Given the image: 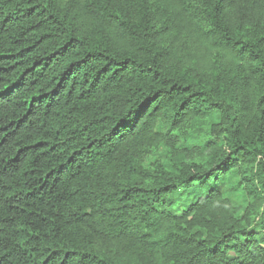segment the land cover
I'll use <instances>...</instances> for the list:
<instances>
[{
  "label": "trees",
  "instance_id": "obj_1",
  "mask_svg": "<svg viewBox=\"0 0 264 264\" xmlns=\"http://www.w3.org/2000/svg\"><path fill=\"white\" fill-rule=\"evenodd\" d=\"M0 264H264V0H0Z\"/></svg>",
  "mask_w": 264,
  "mask_h": 264
},
{
  "label": "rangeland",
  "instance_id": "obj_2",
  "mask_svg": "<svg viewBox=\"0 0 264 264\" xmlns=\"http://www.w3.org/2000/svg\"><path fill=\"white\" fill-rule=\"evenodd\" d=\"M226 182V180H224ZM226 189H228L227 194L230 196V200L233 203H238L239 201H242L241 196L237 195L235 189H232V186H224ZM194 193L191 191H187L185 193H179L175 194L172 197V200L174 202L173 209L176 211H181L184 209L192 200H194Z\"/></svg>",
  "mask_w": 264,
  "mask_h": 264
}]
</instances>
